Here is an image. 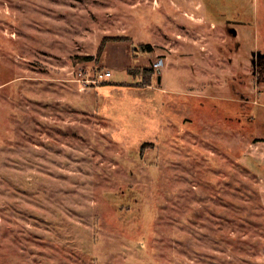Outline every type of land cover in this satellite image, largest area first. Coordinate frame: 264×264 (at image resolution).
Segmentation results:
<instances>
[{
  "label": "rangeland",
  "instance_id": "1",
  "mask_svg": "<svg viewBox=\"0 0 264 264\" xmlns=\"http://www.w3.org/2000/svg\"><path fill=\"white\" fill-rule=\"evenodd\" d=\"M253 40L264 0H0V264H264Z\"/></svg>",
  "mask_w": 264,
  "mask_h": 264
},
{
  "label": "flooded vegetation",
  "instance_id": "2",
  "mask_svg": "<svg viewBox=\"0 0 264 264\" xmlns=\"http://www.w3.org/2000/svg\"><path fill=\"white\" fill-rule=\"evenodd\" d=\"M251 1L253 3V0ZM240 8H241V4H239L236 12L235 13L232 12V14L229 15L228 17H225V14L218 13V18L220 19L218 20L224 23L223 29L225 30L227 36L235 39L234 42L232 43L228 42V48L230 50L234 49L236 51H238L243 46V42L241 40L236 39V37L238 36V29L236 25L245 22V20H242L240 18L242 15H244L240 10ZM249 17H251V21H253V17L251 14H249ZM225 40L226 38H224V43L222 44L223 47L225 46ZM254 40L256 41L257 39ZM254 40H253V48L249 49V52L251 54L250 72L248 73L239 72V78L234 75L233 78L234 79L237 78V80H235V82L233 83L232 82L230 83V90L233 94L237 95L236 99L240 101V106L242 107L238 119L239 120L244 119L252 123V125L259 118V115H264V112H259V113L251 112V110L252 111L255 110L256 107H257L256 110L264 109V107L258 106L259 104L264 105L261 96V94L264 93V46L263 47L259 46ZM230 62L231 63L233 62L232 58H230ZM247 77H251L252 80L248 81ZM250 85L253 86V95L242 89V86L249 87ZM250 102H252V104H250ZM244 104L250 106L251 110H249V108L244 109L243 108ZM262 123L264 124V121Z\"/></svg>",
  "mask_w": 264,
  "mask_h": 264
},
{
  "label": "built area",
  "instance_id": "3",
  "mask_svg": "<svg viewBox=\"0 0 264 264\" xmlns=\"http://www.w3.org/2000/svg\"><path fill=\"white\" fill-rule=\"evenodd\" d=\"M164 63H165L164 59L163 58H159L154 63V66L156 68H160V67H162L164 65ZM76 73L77 74H76L75 80L80 82L84 86L92 84V83H97V82H101V81L107 80L108 78L112 77V75H113L111 70H106L104 72H99L95 76H92V77L85 76V72L83 70H78Z\"/></svg>",
  "mask_w": 264,
  "mask_h": 264
},
{
  "label": "trees",
  "instance_id": "4",
  "mask_svg": "<svg viewBox=\"0 0 264 264\" xmlns=\"http://www.w3.org/2000/svg\"><path fill=\"white\" fill-rule=\"evenodd\" d=\"M126 38V36H107L105 38H103L102 42L100 43L99 45V48H98V55H102L105 51V48H106V45L109 41H119V40H124ZM92 57L91 56H87V55H76V56H73L72 57V64H75L77 62H84V61H87V60H90ZM144 73H146L148 75V81L150 80V77L153 73V70L150 68L149 69H144L143 70ZM145 74V75H146ZM150 83V82H148Z\"/></svg>",
  "mask_w": 264,
  "mask_h": 264
}]
</instances>
